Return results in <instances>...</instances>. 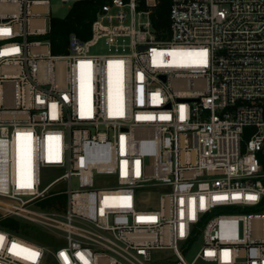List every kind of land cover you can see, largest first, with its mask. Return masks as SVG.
<instances>
[{
    "label": "built area",
    "instance_id": "obj_1",
    "mask_svg": "<svg viewBox=\"0 0 264 264\" xmlns=\"http://www.w3.org/2000/svg\"><path fill=\"white\" fill-rule=\"evenodd\" d=\"M49 4L0 0V220L41 233L0 264H264V0H107L60 53Z\"/></svg>",
    "mask_w": 264,
    "mask_h": 264
},
{
    "label": "trees",
    "instance_id": "obj_2",
    "mask_svg": "<svg viewBox=\"0 0 264 264\" xmlns=\"http://www.w3.org/2000/svg\"><path fill=\"white\" fill-rule=\"evenodd\" d=\"M107 0H76L70 7L67 15L63 18H51L50 32L45 36L50 40L51 50L53 53L63 52L66 48L68 36L71 33H75L82 39H86L90 36L91 23L95 17L98 8ZM170 0H160L157 13L165 25L168 21ZM62 198V196L55 197L52 200H47L44 205L50 206L55 199ZM29 225L12 218H4L0 220V227L13 231L22 236L40 239L39 235L34 236L30 232H27ZM32 228V227H29Z\"/></svg>",
    "mask_w": 264,
    "mask_h": 264
},
{
    "label": "rangeland",
    "instance_id": "obj_3",
    "mask_svg": "<svg viewBox=\"0 0 264 264\" xmlns=\"http://www.w3.org/2000/svg\"><path fill=\"white\" fill-rule=\"evenodd\" d=\"M50 4H49V12H50V19L51 18H63L67 15L70 7L72 6L73 2H68L63 4L61 0H49ZM33 38H40L43 39V37H33ZM45 39V38H44ZM103 49L101 48L100 45L96 46L93 48V51L97 52V51H102ZM55 177V174H49L46 176L45 182H49L50 180H52ZM72 186L76 187L77 186V182L75 181V179L72 181ZM148 199L145 198L144 200H142V204L144 205H148L147 203H151L149 206H146L145 208H150L153 207L152 205H156V203H152V202H148L150 200H146ZM32 209L38 210L41 209L40 206L38 205H34L32 206ZM259 211H264V208H246V209H240V210H229L228 212H243V213H247V212H259ZM33 228H27V232H30L32 235L34 236H38L41 235L40 231H38V228L36 225L32 226ZM45 237V236H44ZM47 241V240H46ZM199 246H195L194 249L192 248L191 251L186 255V258L188 261L192 260L197 248ZM166 254L168 253L167 251H156L154 252V254ZM194 264H209V263H205L201 260L196 261Z\"/></svg>",
    "mask_w": 264,
    "mask_h": 264
},
{
    "label": "snow or ice",
    "instance_id": "obj_4",
    "mask_svg": "<svg viewBox=\"0 0 264 264\" xmlns=\"http://www.w3.org/2000/svg\"><path fill=\"white\" fill-rule=\"evenodd\" d=\"M5 32H10V30L9 29H0V33H5ZM18 50V49H17ZM189 54H191V53H189ZM199 56H201V57H204V58H206V55H207V50H200L199 51V53H197ZM201 62H204V63H206V59H202V61ZM83 63H90V62H82V64ZM117 63H120V62H117ZM53 107H55V105H53ZM20 135H28V134H20ZM22 186H24V185H22ZM250 198H254V197H250ZM14 247H15V245H14ZM32 255L33 256H38L39 254L38 253H36V252H32Z\"/></svg>",
    "mask_w": 264,
    "mask_h": 264
}]
</instances>
